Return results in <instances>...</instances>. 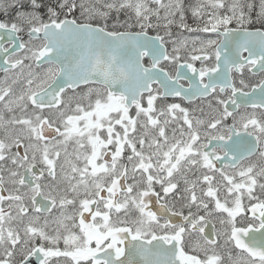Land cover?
<instances>
[{
	"label": "snow or ice",
	"instance_id": "snow-or-ice-1",
	"mask_svg": "<svg viewBox=\"0 0 264 264\" xmlns=\"http://www.w3.org/2000/svg\"><path fill=\"white\" fill-rule=\"evenodd\" d=\"M0 264H264V0H0Z\"/></svg>",
	"mask_w": 264,
	"mask_h": 264
}]
</instances>
